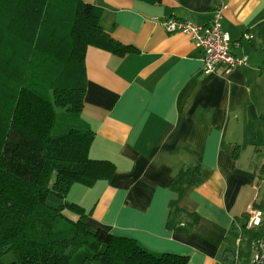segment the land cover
<instances>
[{"label": "crops", "instance_id": "0c3cea01", "mask_svg": "<svg viewBox=\"0 0 264 264\" xmlns=\"http://www.w3.org/2000/svg\"><path fill=\"white\" fill-rule=\"evenodd\" d=\"M86 2L101 10V29L135 51L86 48L80 119L93 132L87 156L113 171L92 187L73 185L66 198L89 213L92 229L186 257L187 264H222L223 251L236 248L234 220L243 223L264 188V0ZM220 5L223 31L239 42L232 52L247 61L203 75V50L161 23L207 25ZM197 167L202 183L186 188L178 207L198 222L189 234L168 230L178 196L167 185L182 168Z\"/></svg>", "mask_w": 264, "mask_h": 264}, {"label": "trees", "instance_id": "16d2710c", "mask_svg": "<svg viewBox=\"0 0 264 264\" xmlns=\"http://www.w3.org/2000/svg\"><path fill=\"white\" fill-rule=\"evenodd\" d=\"M100 16L86 0H0V264L9 253L12 264H70L82 249L81 264H187L186 257L156 254L92 229L89 213L66 201L73 185L92 187L113 171L87 156L93 132L80 119L85 51L124 56L135 50L106 34ZM201 183L198 167L182 168L168 183L178 196L170 204L168 230H193L198 217L182 211L178 200ZM49 195L62 203L48 205ZM253 209L264 212V203ZM240 217L243 223L234 220L232 230L241 245L238 252L226 248L222 264H235L236 256L246 262L250 243L264 238V221L247 229L249 215Z\"/></svg>", "mask_w": 264, "mask_h": 264}, {"label": "built area", "instance_id": "2783aa9c", "mask_svg": "<svg viewBox=\"0 0 264 264\" xmlns=\"http://www.w3.org/2000/svg\"><path fill=\"white\" fill-rule=\"evenodd\" d=\"M225 5H220L212 10V17L207 25L198 26L187 21L166 19L162 27L168 34H184L188 36L195 48L203 50L201 59V73L211 75L219 69L226 74L246 64L245 57H237L232 49L239 46V42L232 43L228 33L222 29L223 12ZM252 36L244 34L242 40H251ZM262 222V212L253 210L248 217L246 228L259 227ZM241 245V238H236V252ZM235 264H264V238L256 239L250 243L249 254L246 262L236 256Z\"/></svg>", "mask_w": 264, "mask_h": 264}, {"label": "rangeland", "instance_id": "374dc122", "mask_svg": "<svg viewBox=\"0 0 264 264\" xmlns=\"http://www.w3.org/2000/svg\"><path fill=\"white\" fill-rule=\"evenodd\" d=\"M77 191H75L74 195L77 196ZM262 194H264V188H262V190H260V195L259 198L257 200V203H260V199L262 198ZM71 198H66L67 202H70ZM47 203L48 205L52 206V207H57L59 204L62 203V201L56 199L55 197L49 195L47 198ZM264 213V212H262ZM233 240H235V237L233 236ZM235 244H234V248H235ZM86 251L85 250H79V252L74 256V258L71 261V264H77L78 261H80L81 257L84 255ZM1 262L2 264H12L14 262V258L13 255L11 253L4 255L1 258Z\"/></svg>", "mask_w": 264, "mask_h": 264}]
</instances>
